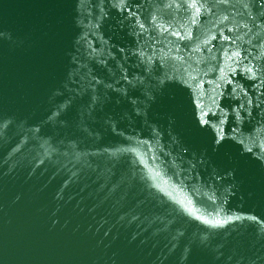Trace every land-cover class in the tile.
<instances>
[{"label": "water", "instance_id": "95a60500", "mask_svg": "<svg viewBox=\"0 0 264 264\" xmlns=\"http://www.w3.org/2000/svg\"><path fill=\"white\" fill-rule=\"evenodd\" d=\"M0 264H264V0H0Z\"/></svg>", "mask_w": 264, "mask_h": 264}]
</instances>
